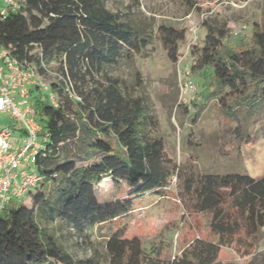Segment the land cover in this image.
Listing matches in <instances>:
<instances>
[{"label": "trees", "instance_id": "16d2710c", "mask_svg": "<svg viewBox=\"0 0 264 264\" xmlns=\"http://www.w3.org/2000/svg\"><path fill=\"white\" fill-rule=\"evenodd\" d=\"M23 1L22 10L0 17V48L34 65L43 78L55 65L60 79L50 85L58 103L38 87L31 90L40 135L47 138L35 162L42 181L30 206L0 213V264H98L65 251L45 225L46 214L78 231L103 226L130 216L136 199L170 187L174 176L189 210L210 215L213 239L196 238L177 256L160 242L143 252V264H216L224 248L252 256L258 235L264 244V176L183 175L164 140L153 136L156 122L144 99L109 76L124 58L147 48L150 36L109 11L106 0ZM202 27L204 39L190 49L192 74L213 69L212 96L226 116L241 108L250 115L264 110V32H255L248 45L232 46L229 28L209 19ZM188 36V29L170 26L155 34L173 64L183 57ZM105 181L120 191L126 187L127 195L101 203L96 191Z\"/></svg>", "mask_w": 264, "mask_h": 264}, {"label": "rangeland", "instance_id": "374dc122", "mask_svg": "<svg viewBox=\"0 0 264 264\" xmlns=\"http://www.w3.org/2000/svg\"><path fill=\"white\" fill-rule=\"evenodd\" d=\"M0 7L3 3L0 2ZM113 13L150 36V45L140 53L124 58L109 70V76L122 81L130 96H140L148 114L156 122L153 136L165 142L167 157L183 175L191 172L264 176V110L254 115L241 108L228 117L212 96L214 71L206 67L196 74L191 68L196 58L183 47L182 59L173 64L155 34L160 26L191 29L197 41L205 37V20L230 29L228 43L248 45L255 32H264V0H106ZM190 72L197 87L194 97L181 95L180 83ZM47 84L60 79L55 65L47 67ZM199 113L197 120L194 117ZM13 124L9 115L0 116V130ZM41 143H46L44 139ZM170 187L135 200V211L103 226L78 231L60 226L54 213L45 216V225L55 231L62 248L76 261L95 259L98 264H143V252L163 242L172 256L179 255L196 239L212 240L210 215L189 210L180 196L182 181L172 178ZM128 189L108 181L97 188L101 203L127 195ZM6 207L31 205V194L21 200L10 195ZM256 252L246 258L233 249L221 250L216 264H264L263 236L253 240Z\"/></svg>", "mask_w": 264, "mask_h": 264}, {"label": "built area", "instance_id": "2783aa9c", "mask_svg": "<svg viewBox=\"0 0 264 264\" xmlns=\"http://www.w3.org/2000/svg\"><path fill=\"white\" fill-rule=\"evenodd\" d=\"M0 17L9 10L24 8L23 0H0ZM192 41L187 50L197 43V33L191 29ZM182 59V58H181ZM188 72L180 83L181 95L194 97L197 87L188 77ZM38 87L48 93L50 102L57 105L56 95L38 74L34 65L22 62L6 48H0V116L9 115L13 124L0 130V213L11 199L21 200L31 194L42 181L36 172L35 162L38 153L46 147L41 143L42 126L36 120V112L31 90ZM195 98V97H194Z\"/></svg>", "mask_w": 264, "mask_h": 264}]
</instances>
